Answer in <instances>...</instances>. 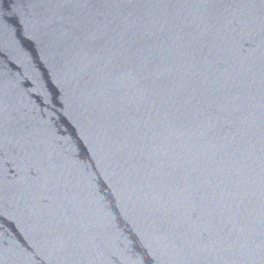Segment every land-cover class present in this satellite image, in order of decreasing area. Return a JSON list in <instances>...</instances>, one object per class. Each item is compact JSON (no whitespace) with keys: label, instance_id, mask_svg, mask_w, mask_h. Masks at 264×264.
Returning <instances> with one entry per match:
<instances>
[{"label":"water","instance_id":"obj_1","mask_svg":"<svg viewBox=\"0 0 264 264\" xmlns=\"http://www.w3.org/2000/svg\"><path fill=\"white\" fill-rule=\"evenodd\" d=\"M0 264H264V0H0Z\"/></svg>","mask_w":264,"mask_h":264}]
</instances>
